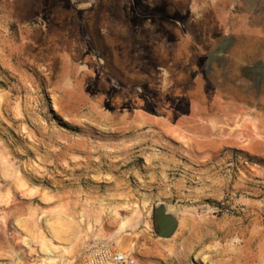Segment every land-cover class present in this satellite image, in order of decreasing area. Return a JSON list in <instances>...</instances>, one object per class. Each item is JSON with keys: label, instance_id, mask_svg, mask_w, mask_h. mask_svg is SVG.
<instances>
[{"label": "rangeland", "instance_id": "1", "mask_svg": "<svg viewBox=\"0 0 264 264\" xmlns=\"http://www.w3.org/2000/svg\"><path fill=\"white\" fill-rule=\"evenodd\" d=\"M0 149L36 204L67 191L99 218L97 242L264 264V163L240 154L264 161V0H0Z\"/></svg>", "mask_w": 264, "mask_h": 264}, {"label": "crops", "instance_id": "2", "mask_svg": "<svg viewBox=\"0 0 264 264\" xmlns=\"http://www.w3.org/2000/svg\"><path fill=\"white\" fill-rule=\"evenodd\" d=\"M33 193L0 149V260L15 264H83L86 247L101 240L100 219L92 215L87 219L83 206L67 191L44 194L41 204L35 203ZM120 228L139 232L137 245L148 237L142 221H123ZM156 250V254H148L159 257L160 249Z\"/></svg>", "mask_w": 264, "mask_h": 264}, {"label": "built area", "instance_id": "3", "mask_svg": "<svg viewBox=\"0 0 264 264\" xmlns=\"http://www.w3.org/2000/svg\"><path fill=\"white\" fill-rule=\"evenodd\" d=\"M0 264H15L11 260H0ZM83 264H159L146 262L134 254L127 253L108 242L92 243L83 254Z\"/></svg>", "mask_w": 264, "mask_h": 264}, {"label": "water", "instance_id": "4", "mask_svg": "<svg viewBox=\"0 0 264 264\" xmlns=\"http://www.w3.org/2000/svg\"><path fill=\"white\" fill-rule=\"evenodd\" d=\"M157 236L163 240L172 239L180 228L179 219L168 212V204L162 202L157 208H155Z\"/></svg>", "mask_w": 264, "mask_h": 264}, {"label": "trees", "instance_id": "5", "mask_svg": "<svg viewBox=\"0 0 264 264\" xmlns=\"http://www.w3.org/2000/svg\"><path fill=\"white\" fill-rule=\"evenodd\" d=\"M241 155H243V157H245V159L247 160V162H254V161H258V163H264L263 160H255L254 158H249L248 156H244L243 153L240 152Z\"/></svg>", "mask_w": 264, "mask_h": 264}]
</instances>
